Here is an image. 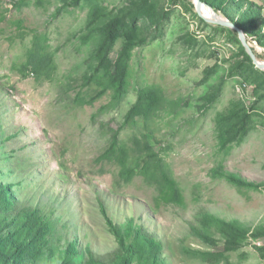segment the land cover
<instances>
[{"label":"rangeland","instance_id":"rangeland-1","mask_svg":"<svg viewBox=\"0 0 264 264\" xmlns=\"http://www.w3.org/2000/svg\"><path fill=\"white\" fill-rule=\"evenodd\" d=\"M96 2L102 10H116L124 0ZM248 2L264 19V0ZM159 5L169 17L132 50L127 94L116 105L110 91L97 96L101 87L83 85L94 46L85 28L89 2L0 0V180L22 181L20 203L38 204L57 219V248L72 240L82 254L89 248L99 257H111L117 244L100 214L102 204L116 222L132 219L159 240L165 264H264L255 249L263 242L252 238L225 258L207 261L190 251L222 250L220 240L210 246L191 234L200 211L239 219L251 229L264 221V89L255 91L253 82H242L232 72L238 48L227 36L180 2L170 6L160 0ZM246 5L233 4L232 13L238 16ZM258 25L264 29V21ZM35 39L41 45L37 51ZM119 47L120 41L111 59ZM33 58L46 65L31 71ZM210 66L215 69L205 82L204 69ZM149 85L161 90L165 106L127 125L118 139L129 148L134 137L147 136L176 180L182 205L156 203L155 186L143 176L125 181L116 163L96 159L137 90ZM217 85L215 100L205 107L202 96ZM238 102L251 114L249 132L225 150L216 138L215 117ZM218 166L261 186L240 191L212 177ZM58 256L41 264H60Z\"/></svg>","mask_w":264,"mask_h":264},{"label":"trees","instance_id":"trees-1","mask_svg":"<svg viewBox=\"0 0 264 264\" xmlns=\"http://www.w3.org/2000/svg\"><path fill=\"white\" fill-rule=\"evenodd\" d=\"M81 0H62L63 4L79 5ZM91 5L86 30L92 35L94 46L90 55L89 72L83 74V85L95 83L100 90L98 95L110 91L113 103L119 105L127 94L129 60L132 50L147 41V35L159 28L162 21L169 16V10L159 5L160 0H124L116 10L101 8L96 0H83ZM211 7L221 11L230 21L237 25L246 34L254 54L264 59V54L258 53L257 47L264 52V29L258 25L264 19L260 17V9L248 0H201ZM182 3L187 11L195 16L192 0H168V5ZM240 10L238 16L232 13L233 4ZM59 10V8H58ZM140 21V22H139ZM207 26L216 32L227 36L228 41L236 44L238 53L232 67V72L241 75L242 82H253L255 91L264 89V71L256 67L245 52L237 33L219 25ZM120 41L114 59L110 55ZM38 46L36 39L33 49ZM29 62L31 71L36 72L46 65L41 58H33ZM27 67V66H26ZM214 67L204 69L203 81H208L214 72ZM219 86H214L210 92L202 96L203 105L207 107L216 98ZM253 90V88H252ZM165 98L161 90L154 86H144L137 90L136 98L123 116L122 122L111 133L107 147L97 156L98 161L116 163L119 177L125 181L135 175H141L147 183L155 186L156 203L182 205L184 197L176 180L168 173L164 158L154 148L145 135L143 139L134 137L133 147H126L119 142V131L127 125L134 124L139 118L148 119L156 114L157 110L165 106ZM239 103V102H238ZM251 114L242 103L236 108H229L219 112L215 117V132L219 146L228 150L234 142L240 141L249 132ZM214 178H223L229 184L236 186L240 191L243 188L258 189L261 185L248 181L235 172L226 170L223 166L211 170ZM32 184V181H29ZM22 181L4 183L0 180V264H41L59 254L60 264H165L161 257L162 244L153 235L148 234L141 224L132 219L123 223L116 222L99 205L109 234L114 238L117 249L111 257L104 258L94 254L86 248L83 255L79 252L76 241H69L63 248L54 246L58 242L55 237V223L57 219L50 217L49 212L29 202L20 203L19 191ZM191 234L206 245H216L222 242L221 251L190 250L195 256L202 259L225 258L226 253L241 248L248 238L254 242L262 241L255 246L260 258H264V221L257 227L250 226L239 219L226 220L206 211L197 214L196 223L190 225ZM259 245V244H257Z\"/></svg>","mask_w":264,"mask_h":264},{"label":"water","instance_id":"water-1","mask_svg":"<svg viewBox=\"0 0 264 264\" xmlns=\"http://www.w3.org/2000/svg\"><path fill=\"white\" fill-rule=\"evenodd\" d=\"M192 3L194 5V10L198 14V16H200L208 24L224 26L226 28L234 30L237 33V36H238L245 52L251 58L252 63L256 67L260 68L261 70H264V68L261 66V64H264V59L259 58L254 54V52L251 48V45L248 41V38L242 29H240L237 25H235L232 21H230L221 11L211 7L207 3L202 2L201 0H192ZM203 9H208L213 14H216L217 16H219L218 17L219 20H213V21L207 20L201 12Z\"/></svg>","mask_w":264,"mask_h":264},{"label":"bare ground","instance_id":"bare-ground-1","mask_svg":"<svg viewBox=\"0 0 264 264\" xmlns=\"http://www.w3.org/2000/svg\"><path fill=\"white\" fill-rule=\"evenodd\" d=\"M202 11H203L204 16H205L208 20H210V21H213V20H219V18H218L219 16L213 14V13L210 12L208 9H203ZM261 66L264 68V65H263V64H261Z\"/></svg>","mask_w":264,"mask_h":264}]
</instances>
